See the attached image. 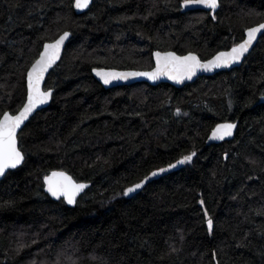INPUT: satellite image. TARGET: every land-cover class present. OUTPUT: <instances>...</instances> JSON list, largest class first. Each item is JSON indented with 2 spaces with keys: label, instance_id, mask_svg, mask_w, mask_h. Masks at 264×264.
I'll return each instance as SVG.
<instances>
[{
  "label": "trees",
  "instance_id": "obj_1",
  "mask_svg": "<svg viewBox=\"0 0 264 264\" xmlns=\"http://www.w3.org/2000/svg\"><path fill=\"white\" fill-rule=\"evenodd\" d=\"M182 3L93 0L76 14L73 0H0V116L21 108L43 44L72 34L45 81L50 105L18 135L24 163L0 181V264H264V36L239 67L181 88L104 89L92 75L148 70L154 51L207 60L264 23V0H220L214 15ZM223 122L234 137L207 145ZM53 170L90 184L74 207L44 193Z\"/></svg>",
  "mask_w": 264,
  "mask_h": 264
},
{
  "label": "snow or ice",
  "instance_id": "obj_2",
  "mask_svg": "<svg viewBox=\"0 0 264 264\" xmlns=\"http://www.w3.org/2000/svg\"><path fill=\"white\" fill-rule=\"evenodd\" d=\"M92 0H74V7L77 10L87 9ZM203 6L206 9L215 10L219 7V0H183V7ZM215 18V16H213ZM264 23L246 29V38L235 44L230 51L219 52L212 59L202 62L200 58L189 53L188 55H177L175 52L154 53L156 65L154 70L150 72H116L104 69H93L96 76L100 77L105 85L110 84L114 80H126L129 77L145 76L151 80H157L161 76H167L169 79L182 81L183 79H191L198 69L210 71L220 67H227L234 63L240 62L246 53L253 47V42L257 39V34L264 36ZM71 33L63 32L52 43L43 45V51L39 54V58L32 63L26 74L27 95L26 102L17 114L9 111L3 112L0 116V176H3L8 169H15L24 161V153L18 146V130L29 119L31 114L40 106L49 102L53 95V89L42 88L45 74L60 59V52L65 42L69 40ZM231 104V101L229 102ZM179 114V109L177 110ZM236 128L235 123L225 122L217 124L212 131L211 138L223 140L227 136H232L233 129ZM196 155L192 152L190 155L184 156L177 164L183 165L192 161ZM177 164L169 165V168H175ZM167 169H159L158 172H152L151 176L155 177ZM150 177H146L143 181L136 183L132 187L124 190L122 195L128 196L131 193L143 188L148 183ZM46 191L52 197L59 200L61 197L66 199L67 203L72 205L76 203V197L86 188L87 184L76 182L70 175L63 171H53L50 175L44 177ZM204 200H200V204L204 205ZM205 209V216H207ZM208 231L213 230V220L209 217L206 221Z\"/></svg>",
  "mask_w": 264,
  "mask_h": 264
},
{
  "label": "water",
  "instance_id": "obj_3",
  "mask_svg": "<svg viewBox=\"0 0 264 264\" xmlns=\"http://www.w3.org/2000/svg\"><path fill=\"white\" fill-rule=\"evenodd\" d=\"M92 2H93V0H92ZM92 2L90 3V5H89V7L87 8V9H84V10H77L75 7H74V0H73V9H74V12L76 13V14H82V13H84V12H86V11H88V9L90 8V6H91V4H92ZM219 2H220V0H219ZM218 9H219V7L215 10V12H213L212 10H209V9H206V8H204L203 6H189V7H183V3L181 4V10H182V12H186V11H193V10H203V11H208V12H210V14L211 15H214L217 11H218ZM257 26V25H256ZM254 27V26H253ZM262 31H264V30H262ZM63 34V33H62ZM61 35V34H60ZM59 35V36H60ZM59 36L56 38V39H58L59 38ZM262 35L261 34H257V39H256V41H254L253 42V47L255 46V44L257 43V41L259 40V38L261 37ZM71 37H72V34H71V36H70V38H69V40H67L66 42H65V44H64V46L62 47V49H61V52H60V59L59 60H57L56 61V63L53 65V67L52 68H50L49 70H48V72L45 74V78H44V81H43V83H42V88H44V86H45V81H46V79H47V77H48V75L50 74V72L53 70V68L60 62V60H61V58H62V56H63V53H64V51H65V48H66V46H67V44H68V42L70 41V39H71ZM246 38V30L244 31V36H243V39H245ZM56 39H54L53 41H51V42H46V43H52V42H54ZM242 39V40H243ZM46 43H44V44H46ZM43 44V45H44ZM233 47V46H232ZM231 47V48H232ZM252 47V48H253ZM231 48H229L228 50H223V51H219V52H227V51H230V49ZM252 48L249 50V53L251 52V50H252ZM43 51V46H42V49L40 50V52H39V54L41 53ZM156 51H154L153 53H152V62H153V66H152V68H150V69H148V70H117V69H106V68H94V69H104V70H107V71H116V72H150V71H152V70H154V68H155V65H156V61H155V56H154V53H155ZM165 52H168V51H165ZM219 52H217V53H215L211 58H209V59H207V60H210V59H212L216 54H218ZM249 53H246L245 54V57L249 54ZM189 53H187V54H184V55H188ZM193 54H195V53H193ZM177 55H179V54H177ZM195 55H197V54H195ZM180 56H183V55H180ZM198 56V55H197ZM199 57V56H198ZM245 57L240 61V62H238V63H234V64H232V65H230V66H227V67H220V68H216V69H213V70H210V71H206V70H203V69H198L197 70V72H196V74L191 78V79H183L182 81H177V80H172V79H169L167 76H161V77H159L157 80H151V79H149V78H147V77H145V76H139V77H129L128 79H126V80H123V79H118V80H114V81H112L110 84H107V85H105L104 83H103V81L101 80V78L100 77H98V76H96V74H95V72L92 70V75H93V77L101 84V86L104 88V89H110V88H114V87H119V86H130V85H134V84H137V83H146V84H148V85H151V86H156V85H158V84H161V83H166V84H169V85H171V86H173V87H176V88H181V87H183L184 85H186V84H190V83H192V82H194L197 78H199V77H202V76H212V75H215L216 73H218V72H221V71H226V70H231V69H234V68H237V67H239L241 64H242V62H243V60L245 59ZM39 58V55H38V57L36 58V59H38ZM201 60V59H200ZM207 60H201L202 62H206ZM35 62V61H34ZM33 62V63H34ZM32 65V64H31ZM31 65H30V67H31ZM30 67L28 68V70L30 69ZM27 70V71H28ZM26 74H27V72H26ZM25 84H26V76H25ZM26 95H27V86H26V94H25V99H24V102H23V104H22V106H21V108L23 107V105H24V103L26 102ZM52 99V98H51ZM51 99L49 100V102L48 103H46V104H44V105H40L32 114H31V116L29 117V119L27 120V121H25V123H24V125H22V128H21V130L23 129V127L27 124V122L37 113V112H39V111H41L42 109H45L46 107H48L49 105H50V102H51ZM261 102H264V96H262L261 97ZM20 108V109H21ZM19 109V110H20ZM18 110V111H19ZM18 111L15 113V114H17L18 113ZM223 123H225V122H223ZM220 124V123H219ZM216 127V126H215ZM215 127L211 130V132L209 133V135H208V137H207V140H206V144L207 145H211V144H219V143H221V142H223V141H229V140H231L233 137H234V134H235V131H236V128L235 129H233V134H232V136H227V137H225L223 140H220V139H213V138H211V134H212V131L215 129ZM21 130H18V133H17V135H19V133H20V131ZM19 146V145H18ZM195 157V156H194ZM193 157V158H194ZM183 158V157H182ZM182 158H180V159H178V160H176L175 162H173V163H171L170 165H173V164H177V161H179V160H181ZM24 160H25V157H24ZM193 160V159H192ZM24 163V161L20 164V165H18L17 166V168H19L20 166H22V164ZM192 163V161L191 162H189V163H186V164H183V165H179V164H177V166L175 167V168H169V165H167V166H165V167H162L163 169H167V171H165V172H163V173H160V174H158L157 176H155V177H152L151 176V173L152 172H158L159 171V169H161V168H159V169H156V170H153L152 172H150L146 177H150V179H149V181H148V183H150V182H152V181H154V180H157V179H159V178H161V177H163V176H166V175H168V174H170V173H172V172H175V171H178L179 169H181V168H183V167H186L187 165H190ZM17 168H15V169H17ZM15 169H8V170H6V172H5V174L3 175V176H0V181L5 177V175L9 172V171H13V170H15ZM53 171H63V170H53ZM53 171H51V172H49L47 175H50ZM63 172H65V171H63ZM65 173H67V172H65ZM68 174V173H67ZM69 175V174H68ZM46 176V175H45ZM44 176V177H45ZM71 176V175H70ZM44 177H43V179H42V183H43V191H44V193L52 200V201H55V202H57V201H60V200H63L64 201V203L68 206V207H74L75 206V204H72V205H70V204H68L67 203V201H66V199H64L63 197H61L59 200H57L56 198H54V197H52L51 196V194L50 193H48L47 191H46V185L44 184ZM72 177V176H71ZM146 177H144L141 181H143ZM73 178V177H72ZM75 180V179H74ZM76 181V180H75ZM141 181H139V182H141ZM76 182H78V183H84V184H87L88 185V187H86L77 197H76V202H77V200H78V198H79V196L81 195V194H83L84 192H85V190L87 189V188H89V186H90V184L89 183H85V182H81V181H76ZM139 182H137V183H139ZM148 183H146L145 184V186L148 184ZM136 184V183H135ZM135 184H133V185H131V186H129V187H132V186H134ZM144 186V187H145ZM144 187L143 188H141V189H139V190H137L136 192H134V193H131V194H129L128 196H124V195H122V193L124 192H122L121 193V197H124V198H126V199H129V198H132V197H134L136 194H138V193H140L143 189H144ZM128 188V187H127ZM126 189V188H125ZM124 189V190H125Z\"/></svg>",
  "mask_w": 264,
  "mask_h": 264
}]
</instances>
